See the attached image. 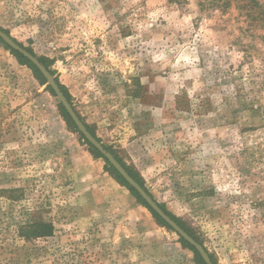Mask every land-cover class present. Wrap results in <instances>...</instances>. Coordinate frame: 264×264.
Returning <instances> with one entry per match:
<instances>
[{
    "label": "rangeland",
    "instance_id": "obj_1",
    "mask_svg": "<svg viewBox=\"0 0 264 264\" xmlns=\"http://www.w3.org/2000/svg\"><path fill=\"white\" fill-rule=\"evenodd\" d=\"M227 1L0 0V28L216 264H264V27ZM46 87L0 45V264H196ZM28 213L52 237L19 239Z\"/></svg>",
    "mask_w": 264,
    "mask_h": 264
},
{
    "label": "trees",
    "instance_id": "obj_2",
    "mask_svg": "<svg viewBox=\"0 0 264 264\" xmlns=\"http://www.w3.org/2000/svg\"><path fill=\"white\" fill-rule=\"evenodd\" d=\"M168 3L174 4V5H182L185 3V0H167ZM229 2V0L227 1ZM236 8L244 13L243 15L245 16V19L249 21V23L255 27L262 28L264 27V5L260 3L258 0H236ZM6 35L9 36V32L0 28ZM15 43H17L20 47H23L27 52H29L31 55L36 57L44 66L45 68L49 71L51 76H53V71L50 69V62L46 58L42 57H37L30 48L24 47L21 43L17 42L15 39H13ZM0 45L4 48L5 51L9 52V54L15 59V61L20 65L26 67L32 74L33 78L38 82L40 86H44L46 84L45 80L41 76V74L37 71V69L25 58L20 56L18 53L15 51L11 50L7 45H5L1 40H0ZM55 83L58 85L60 91L63 93L65 96L66 100L72 105L71 103V97L68 94L67 90L59 84L58 80L55 78ZM45 91H47L51 96H55L52 90L49 87L45 88ZM58 110L68 126V128L73 131L74 133L79 135V138L83 141V144L87 146L89 153L95 158V159H100L104 162L105 164V171L113 178V180L119 184L121 187L125 188L128 193L137 201V203L142 206L144 209L148 211V213L152 216V218L156 221L157 224H159L161 227L167 229L168 231H172V229L167 226L147 205L146 203L141 199V197L132 189L130 188L127 183L115 172V170L109 165V163L90 145L88 144L84 138L81 136V134L77 131L76 127L68 117L67 113L63 109V107L58 104ZM78 118L81 120L83 123V120L81 117L76 113ZM86 129L90 132V134L99 142L101 141L95 136L93 131L84 124ZM103 148L110 152L112 155H114L108 147L103 145ZM115 159L119 162V164L126 170V172L143 188V190L153 199L154 202H156L155 198L152 196V194L148 191V189L145 187V184L142 180V178L134 171L129 169L128 167L125 166V164L114 155ZM12 192V191H11ZM158 206L182 229L184 230L188 235H190L197 243L200 245L201 242L197 240V238L190 232L188 231L183 224L175 218L172 214H170L164 207V205L159 204ZM54 233V227L53 224L50 221L44 220L41 216H38L35 213H28L26 215L25 221L21 223L17 227V237L24 241L25 243H28L33 240L37 239H46L49 237H52ZM179 243L182 245V247L188 249L191 251L194 255L196 264H204L203 261L201 260L200 256L198 253L195 251L194 248L189 246L185 241H183L181 238L178 237ZM203 246V245H202ZM205 249V248H204ZM206 253L208 254L211 262L213 264H216V262L213 260L212 256L207 252L205 249Z\"/></svg>",
    "mask_w": 264,
    "mask_h": 264
},
{
    "label": "water",
    "instance_id": "obj_3",
    "mask_svg": "<svg viewBox=\"0 0 264 264\" xmlns=\"http://www.w3.org/2000/svg\"><path fill=\"white\" fill-rule=\"evenodd\" d=\"M0 40L7 45L11 50L18 53L20 56L29 61L41 74L46 82V85L52 90L59 104L63 107L68 117L76 127L77 131L81 134L84 140L90 144L115 170V172L132 188L146 203V205L167 225L172 231L189 246L195 249L200 256L204 264H213L206 253L204 247L197 243L190 235L182 230L159 206L153 199L143 190V188L126 172V170L119 164L115 157L103 148V145L99 143L86 129L84 124L78 118L76 112L70 103L66 100L63 93L60 91L58 85L55 83V79L45 66L33 55L27 52L23 47H20L13 39L6 35L0 29Z\"/></svg>",
    "mask_w": 264,
    "mask_h": 264
}]
</instances>
